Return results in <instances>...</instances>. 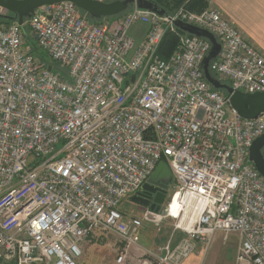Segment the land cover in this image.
<instances>
[{"label":"built area","instance_id":"2783aa9c","mask_svg":"<svg viewBox=\"0 0 264 264\" xmlns=\"http://www.w3.org/2000/svg\"><path fill=\"white\" fill-rule=\"evenodd\" d=\"M110 18L93 22L69 2L36 9L24 24L55 71L17 21L0 24V264H80L107 234L120 243L113 264H181L215 232L237 235L235 264H264V178L248 160L264 115L239 116L204 78L211 43L174 23L215 37L208 70L233 92L264 93V56L212 7ZM136 24L147 27L139 42ZM167 32L178 41L163 60ZM159 162L173 179L163 208L126 210ZM163 218L181 239L140 248L143 223Z\"/></svg>","mask_w":264,"mask_h":264},{"label":"water","instance_id":"95a60500","mask_svg":"<svg viewBox=\"0 0 264 264\" xmlns=\"http://www.w3.org/2000/svg\"><path fill=\"white\" fill-rule=\"evenodd\" d=\"M59 2L72 3L78 10L86 14L92 20L99 21L105 18L118 16L132 6L147 10L158 16L164 15L163 9L149 0H114L105 3L93 0H0V9L16 15L18 25L22 26L24 19L34 14L36 9ZM174 24L181 32L193 35L197 38H204L211 43L208 55L202 60L200 65L204 78L213 89L224 91L226 94L230 95V106L237 111L239 116L246 119H255L260 114L264 115V93L245 94L242 92H233L227 84L220 82L209 72V62L215 59L220 52V44L216 41L215 37L203 29L184 24L180 21ZM50 69L51 68L48 67V70ZM263 149L264 133L253 141L249 148L248 156L249 162L254 165L258 173L264 178ZM170 178L171 173L167 165L164 162H159L148 182L145 183L140 192L132 196L129 201L144 208H148L149 206V209L155 213L159 212L161 201L157 196L152 200L151 194H153L155 190L153 185L159 183L163 187H166ZM151 201L152 203L150 204Z\"/></svg>","mask_w":264,"mask_h":264},{"label":"crops","instance_id":"0c3cea01","mask_svg":"<svg viewBox=\"0 0 264 264\" xmlns=\"http://www.w3.org/2000/svg\"><path fill=\"white\" fill-rule=\"evenodd\" d=\"M209 7L218 10L224 18L234 24L241 31L243 37L264 56V0H210ZM144 223L143 230L138 235L139 246L142 242V246H140L142 249L157 250L168 243L175 245L182 237V234L174 229L171 220L168 218H163L158 225ZM228 238L229 234L227 238H224L223 234L222 242L226 243ZM95 243H100L103 247H114L116 254L120 248L118 238L112 234L93 239V241L87 242L85 247H91ZM237 248L238 246L228 258L227 255L219 254L221 248L211 253L207 251L205 254L202 247L198 246L181 264H235ZM202 254L205 256L203 257ZM114 258L111 264H113Z\"/></svg>","mask_w":264,"mask_h":264},{"label":"rangeland","instance_id":"374dc122","mask_svg":"<svg viewBox=\"0 0 264 264\" xmlns=\"http://www.w3.org/2000/svg\"><path fill=\"white\" fill-rule=\"evenodd\" d=\"M111 1H114V0H107V2H111ZM1 11L5 12L4 10H1ZM80 14L82 15V13ZM110 20L112 19L110 18ZM24 25L25 24L21 26L22 29L28 28L27 25L25 26ZM146 28L147 27L144 26L143 24H136L130 29V35L133 37V39L136 42H139V40H141L144 37V32L146 31ZM38 53H40L43 56L46 62H49L52 64L53 71H55L57 64L53 61H50L48 56L40 49H38ZM61 147H62V143H59L58 145H56V149H59ZM262 152L264 155V149ZM171 192H172V189L170 188L167 194V199L171 195ZM122 206L126 210L136 211L137 213L139 212V209H140L139 214H141V212H143L144 209H146L140 205L131 203L129 199H127V201L123 203ZM129 211H127L126 213H128ZM128 214L131 215V213H128ZM144 226H148V225H144ZM222 237H223L222 232H216L205 254L207 253V251L211 253V252H215V250L218 251L221 248V252H219V254H223L225 256L227 255L228 258H230L232 253H234L235 247L238 246V237L234 233H229V238L226 243L222 242ZM141 243L142 242H140V246H142ZM205 254H202L203 257L205 256ZM115 255H116V252H115L114 247H105V246L103 247V245L100 243L92 244L91 247H87V246L85 247L84 245L83 256L81 258L80 264H111Z\"/></svg>","mask_w":264,"mask_h":264},{"label":"trees","instance_id":"16d2710c","mask_svg":"<svg viewBox=\"0 0 264 264\" xmlns=\"http://www.w3.org/2000/svg\"><path fill=\"white\" fill-rule=\"evenodd\" d=\"M149 1L153 2L154 4L159 6L161 9H163L164 13H172L174 10H176L180 6H182L187 11L199 13L203 11L204 9L208 8L209 2H210V0H149ZM80 13H82V16H86L88 19H90L93 22H100L99 20H92L91 18H89L86 14H84L81 11ZM16 21H17L16 15H14L13 13L0 11V24L8 25ZM26 21H27V18L24 19L23 24ZM23 32L26 37V44L32 48L31 50H32L33 55L42 61H46L43 58V56L40 53H38V48L36 46L34 39L32 38V35L30 34L29 29L25 28L23 29ZM177 41H178V36L176 33H173V32L165 33L162 39V42L159 46V49H158V54L161 59L166 60L170 57L171 53L176 47ZM219 92L226 95L224 91H219Z\"/></svg>","mask_w":264,"mask_h":264},{"label":"flooded vegetation","instance_id":"af4514ba","mask_svg":"<svg viewBox=\"0 0 264 264\" xmlns=\"http://www.w3.org/2000/svg\"><path fill=\"white\" fill-rule=\"evenodd\" d=\"M172 183H173V179L171 177L170 180H169V182H168V184L166 185V187H163L159 183H155L153 185V187L155 188V190H154L153 194H151V196H152V200H153V198L155 196H157L160 199L161 203L159 205L160 206L159 207V211L163 208L164 204L166 203L167 194H168L169 189L172 186ZM145 197H147V196H145ZM151 203H152V201L150 202V204ZM148 208H149V206H148Z\"/></svg>","mask_w":264,"mask_h":264}]
</instances>
